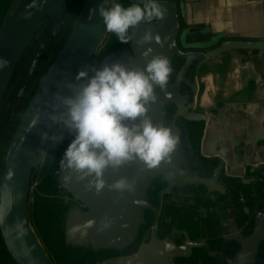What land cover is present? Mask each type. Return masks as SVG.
Listing matches in <instances>:
<instances>
[{"label":"flooded vegetation","instance_id":"obj_1","mask_svg":"<svg viewBox=\"0 0 264 264\" xmlns=\"http://www.w3.org/2000/svg\"><path fill=\"white\" fill-rule=\"evenodd\" d=\"M11 2L6 3L0 29ZM122 48L130 50V43ZM177 48L180 54L171 56L173 71L163 90L174 85L190 58L191 50L184 48L179 37ZM261 53L245 50L215 56L209 64L213 67L233 64L232 86L219 89L218 101L206 105L198 81L206 66L200 70L193 63L185 73L188 84H179L180 97L162 106V124L173 129L180 143L170 162H165L166 174L153 179L144 192V221L136 246L151 238L169 245L178 252L173 264H264V98H253V74L264 65ZM178 106L187 117L178 112ZM60 172L59 161L50 173L48 188L63 195L35 193L64 207V238L69 211L85 209L61 188ZM63 248L72 264H111L127 254Z\"/></svg>","mask_w":264,"mask_h":264},{"label":"water","instance_id":"obj_2","mask_svg":"<svg viewBox=\"0 0 264 264\" xmlns=\"http://www.w3.org/2000/svg\"><path fill=\"white\" fill-rule=\"evenodd\" d=\"M21 1L23 0L11 2L0 29V45L26 16L28 10L32 9L27 19L30 29L19 44L1 84L0 93L39 22L52 13L55 5H60L64 0H32L22 7L10 22ZM126 1L135 2V0ZM103 2L104 0H83L63 47L39 81L8 147L0 174V234L15 264H47L26 219L25 203L30 171L38 161L40 149L44 144L41 142L39 132L50 133L54 127L48 119V114L53 112V105L56 103L55 94H68L65 85L75 81L78 70L89 63L105 35L106 29L98 14V6ZM160 2L167 8L166 17L151 24L138 26L132 31L130 50L108 57L99 65L121 61L130 68L143 67L146 61L142 53L148 47L153 50L152 55L162 54L170 60L173 54H180L177 48V39L180 38L184 48L191 50L188 54L191 59H187L173 86L157 91V100L150 105L148 112L155 124H162V106L165 103H174L175 99L180 97L179 84L181 81L188 84L185 73L193 63L201 70L204 65L207 67L215 56H231L236 51L245 50L256 51L259 54L264 51V41H232L215 38L210 42H203L196 38L188 39L187 34L181 32L174 0H160ZM149 29L158 39H154L149 45H138L137 41ZM178 112L187 117V112L180 106ZM37 115L40 117V122L36 127H32ZM167 169L165 162L156 168L148 169L140 161L125 164L118 170L109 168L104 173L108 185L126 178L135 184V190L120 192L106 187L99 194L86 187L87 180H78L75 173L61 169L59 178L61 188L72 200L79 203L82 209H85L84 212L69 211L64 224L65 248L107 249L127 253L125 257L111 264H173L172 258L178 255L175 248L162 245L153 238L147 243L137 246L134 244L139 227L144 221L142 216L145 206L144 192L151 181L160 174L165 175Z\"/></svg>","mask_w":264,"mask_h":264},{"label":"clouds","instance_id":"obj_3","mask_svg":"<svg viewBox=\"0 0 264 264\" xmlns=\"http://www.w3.org/2000/svg\"><path fill=\"white\" fill-rule=\"evenodd\" d=\"M98 14L106 32L128 44L133 30L164 19L167 8L160 0H135L129 6L118 0H104ZM154 39L158 37L149 29L137 43L149 45ZM152 51L148 47L142 53L146 61L143 67L130 68L121 61L99 67L86 64L78 70L75 81L65 85L67 95L55 94L56 103L48 119L58 126L57 130L52 134L39 132L41 142H49L52 148L63 143L66 135L71 136L60 168L75 173L78 180H87L86 187L97 194L106 187L134 191L135 184L126 178L108 185L105 171L135 161L148 169L156 168L170 162L180 143L172 128L153 123L148 115L150 105L157 100V90L167 88L173 71L167 56L152 55ZM4 66L6 62H0V68ZM39 122L37 115L32 127Z\"/></svg>","mask_w":264,"mask_h":264},{"label":"rangeland","instance_id":"obj_4","mask_svg":"<svg viewBox=\"0 0 264 264\" xmlns=\"http://www.w3.org/2000/svg\"><path fill=\"white\" fill-rule=\"evenodd\" d=\"M7 1L0 0V19ZM31 1H21L10 22L18 15L21 8ZM82 2L83 0H64L60 5H55L52 13L39 22L0 93V174L8 147L23 113L39 81L63 47L78 16ZM118 2L125 6L132 4L125 0H118ZM124 46L126 47L127 44L120 43L114 34L105 32L89 63L99 67L106 58L127 50L122 48ZM57 127L54 125L49 134L54 133ZM70 140L71 136L66 135L63 143L55 148H52L49 142H45L40 149L38 161L30 171L25 203L26 219L47 264H72L69 253L65 252L63 248L61 210L64 207L61 206L60 201L42 198L35 193V190L42 195H63L62 191L52 192L48 188V178L63 156ZM0 264H15L6 250L1 234Z\"/></svg>","mask_w":264,"mask_h":264},{"label":"crops","instance_id":"obj_5","mask_svg":"<svg viewBox=\"0 0 264 264\" xmlns=\"http://www.w3.org/2000/svg\"><path fill=\"white\" fill-rule=\"evenodd\" d=\"M181 32L188 39L210 42L218 39L264 41V0H174ZM256 52V51H252ZM260 53L259 55H261ZM233 64L205 67L198 81L204 103L217 102L219 89L232 86ZM254 99L264 98V65L253 74ZM260 90V91H259ZM262 90V91H261ZM254 145V144H253Z\"/></svg>","mask_w":264,"mask_h":264},{"label":"bare ground","instance_id":"obj_6","mask_svg":"<svg viewBox=\"0 0 264 264\" xmlns=\"http://www.w3.org/2000/svg\"><path fill=\"white\" fill-rule=\"evenodd\" d=\"M31 10L32 9L28 10L26 16L20 20L18 25L0 45V62H6V66L0 68V87L5 78L7 70L14 59V56L16 55L19 44L23 41L26 33L30 29L27 19L31 14Z\"/></svg>","mask_w":264,"mask_h":264}]
</instances>
